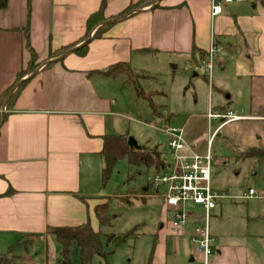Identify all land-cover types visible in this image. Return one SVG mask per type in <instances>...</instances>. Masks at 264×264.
Instances as JSON below:
<instances>
[{"label": "crops", "instance_id": "0c3cea01", "mask_svg": "<svg viewBox=\"0 0 264 264\" xmlns=\"http://www.w3.org/2000/svg\"><path fill=\"white\" fill-rule=\"evenodd\" d=\"M102 1L8 0L7 8L0 10V97L27 67L31 58L28 46L43 65L51 63L27 77L0 127V256L15 246L38 241L45 244L46 254L27 255L26 263L59 264L60 248L52 229L89 223L98 232L95 208L108 203L102 188L104 137L117 135L119 118L130 119L117 112L116 90L125 88V77L99 73L114 64L128 63L135 72L151 75L154 63L166 61L177 68L180 60L189 58L192 68L203 69L211 81L212 74L204 65L197 69L200 52L206 53V63L213 46L217 48L214 69L215 57L223 47L221 39L230 33L240 36L248 61L237 62L233 92H225V102L210 108L207 115L219 124L208 141L191 138L183 128L188 144L183 154L206 155L210 149L218 161L226 153L242 156L254 149L264 150L262 0L222 3L223 12L214 19L212 0H154L151 6L124 16L127 8L141 0H105V16L112 23L102 38L89 42L87 54L76 53L84 41L48 60L50 53L83 41L87 20ZM221 65L224 71L226 67ZM227 112L244 119L225 124L209 116ZM159 119L165 120L163 115ZM188 213L189 224L176 231L170 225L171 216L166 219L170 213L163 201L166 217L160 225L162 235L154 241L151 264H167L169 252L180 254L188 246L194 247L191 237L201 223L202 211L190 206ZM212 245L215 248L214 238ZM215 250L219 256L209 264H234L230 249ZM198 258L190 254L189 263L199 264Z\"/></svg>", "mask_w": 264, "mask_h": 264}, {"label": "rangeland", "instance_id": "374dc122", "mask_svg": "<svg viewBox=\"0 0 264 264\" xmlns=\"http://www.w3.org/2000/svg\"><path fill=\"white\" fill-rule=\"evenodd\" d=\"M235 35L230 33L221 39L223 47L215 57L211 81L206 79L203 69L195 71L192 68L189 58L180 60L177 68L166 61L154 63L150 75L153 78L143 79L141 85L146 93L155 92L152 100L159 106V112L165 118L163 121L153 113L148 99L136 98L132 87L118 88L117 112L130 119L119 118L115 134H128L147 150L157 148L169 163H174L175 156L170 153L165 129L184 128L191 138L203 137L208 141L219 124L208 119L210 108L225 102V92H233L237 62L248 61L243 41ZM205 61H197V66L201 67ZM221 64L226 67L224 71ZM134 78L139 80L135 75ZM6 105L3 112H6ZM247 153L242 156L226 153L223 160L213 161L211 186L223 198L218 201L210 219L215 246L212 262L219 256L215 249L225 247L234 252V264H264V158H245ZM150 173L144 170L128 182L127 160L116 165L103 190L109 204L110 224L97 230L103 237L104 255L95 256L90 264H151L154 241L162 235L160 225L166 216L163 214V195L155 196L154 192L142 190ZM250 190L255 191V196L248 198ZM167 218L170 220V215ZM112 236L110 243L108 239ZM122 237L125 240L116 244ZM53 245L56 246V242ZM45 247L38 241L23 243L10 253L6 251L4 256L15 264H27V255L36 258V253L46 254ZM23 251V257L17 261L18 253ZM49 252H53L51 244ZM77 254L76 251L72 256V264H80ZM190 254L198 258L192 246L180 254L169 252L167 264H190ZM199 261H202L200 257Z\"/></svg>", "mask_w": 264, "mask_h": 264}, {"label": "trees", "instance_id": "16d2710c", "mask_svg": "<svg viewBox=\"0 0 264 264\" xmlns=\"http://www.w3.org/2000/svg\"><path fill=\"white\" fill-rule=\"evenodd\" d=\"M154 0H141L138 3L131 5L127 8L121 16L142 10L146 7H149L153 4ZM264 6V0H262ZM8 6V0H0V10L6 9ZM106 10V1L103 0L99 10L96 13H93L89 16L86 25V36L83 38V41L63 47L60 51L56 53H50L48 60L62 55L69 50L74 49L77 45L85 41V44L79 48L76 53L80 56H85L88 52L89 42L95 39H100L103 37L105 32L111 25V21L105 16ZM24 33L27 38V29ZM31 58L25 69H23L17 76L16 83L9 88L3 95L0 97V109L2 110L9 95L12 93L14 88L18 83L26 79L29 75L34 74L40 69L44 62H40L38 55L35 51L28 46ZM196 51V49H194ZM202 60L206 59V53L200 52ZM51 63L47 64L48 67ZM104 77L118 78L121 76L125 77L124 86L132 87L136 98H145L149 100L150 107L153 110V113L161 118L162 115L159 112V106L156 105L152 96L155 92L146 93L141 85V81L147 78H153L145 73H137L128 63H118L109 67L107 70L99 72ZM134 75L138 77L139 80L134 78ZM27 80H25L16 92L10 97L7 102V109L5 115L2 116L0 113V121L8 115L7 113L14 107L15 101L20 96L23 88L26 86ZM128 134L125 135H107L104 137V148L102 150V156L104 158V168L102 171V188L105 189L107 186L111 175L118 164L122 160H127L128 163V182L133 180L136 174H141L143 171L154 170L161 172L165 168V160L163 159L162 153L157 149L147 150L146 147H137L132 148L128 145ZM245 158H264V150L254 149L248 151ZM146 192L149 191V186L144 185L143 189ZM95 213L97 220L99 222V227L103 228L109 225L110 223V211L109 204H101L95 208ZM51 234L55 236L57 245L59 246V257L65 264H72V256L75 252H78V260L80 264H90L95 256H102L103 253V237L101 231L96 232L92 226L88 223L79 228H56L50 231ZM114 236V235H113ZM112 237H109L108 242ZM125 237L119 238L116 241V244L124 241ZM12 251V248L9 249V253ZM61 261V263H62ZM0 264H12V261L6 258L4 255L0 256Z\"/></svg>", "mask_w": 264, "mask_h": 264}, {"label": "built area", "instance_id": "2783aa9c", "mask_svg": "<svg viewBox=\"0 0 264 264\" xmlns=\"http://www.w3.org/2000/svg\"><path fill=\"white\" fill-rule=\"evenodd\" d=\"M246 0H212L213 19L223 12L222 3L239 4ZM213 46L209 52L208 61L204 63L206 72L211 76L213 71V59L216 53ZM200 67H197L199 69ZM210 118L224 120L225 124L240 121L243 116L234 112L226 114H213ZM169 136L170 153L174 154V163L165 160V168L161 172L153 171L147 178L146 184L149 191L155 196L163 195L165 207L170 213V225L176 231L185 228L190 217L188 207H199L202 211L201 220L191 237L197 255L202 259L199 264H209L214 254L213 237L210 233V219L216 209L218 201L223 198L218 191L211 186L212 167L214 157L209 149L206 155L191 152L185 156L183 151L188 149L183 128H167L164 130ZM214 136L211 137L212 143ZM148 191V192H149ZM255 196V191L250 190L247 197Z\"/></svg>", "mask_w": 264, "mask_h": 264}, {"label": "water", "instance_id": "95a60500", "mask_svg": "<svg viewBox=\"0 0 264 264\" xmlns=\"http://www.w3.org/2000/svg\"><path fill=\"white\" fill-rule=\"evenodd\" d=\"M46 64H48V63H45L44 65H43V67L44 66H46ZM42 66H41V68L40 69H42L43 68ZM39 69V70H40ZM38 70V71H39ZM38 71H36L35 73H37ZM34 73V74H35ZM28 78H26V79H24L23 81H21L20 83H18L17 85H16V87L14 88V90L12 91V93L9 95V97H8V99H7V101H6V103L8 102V100L10 99V97L16 92V90L19 88V86L25 81V80H27ZM3 119L0 121V127L2 126V124H3ZM128 145L130 146V147H132V148H137V147H139V145H138V143L133 139V138H129L128 139Z\"/></svg>", "mask_w": 264, "mask_h": 264}]
</instances>
